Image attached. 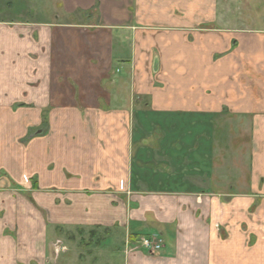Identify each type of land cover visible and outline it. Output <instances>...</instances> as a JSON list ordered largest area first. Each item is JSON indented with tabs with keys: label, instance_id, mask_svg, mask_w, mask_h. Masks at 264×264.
<instances>
[{
	"label": "crops",
	"instance_id": "1",
	"mask_svg": "<svg viewBox=\"0 0 264 264\" xmlns=\"http://www.w3.org/2000/svg\"><path fill=\"white\" fill-rule=\"evenodd\" d=\"M54 1L0 21V264L62 228L118 229L123 264H264V0Z\"/></svg>",
	"mask_w": 264,
	"mask_h": 264
},
{
	"label": "rangeland",
	"instance_id": "2",
	"mask_svg": "<svg viewBox=\"0 0 264 264\" xmlns=\"http://www.w3.org/2000/svg\"><path fill=\"white\" fill-rule=\"evenodd\" d=\"M263 5L264 2L258 6ZM57 6L63 8V3L60 6L54 0H0V21H48L54 19ZM248 7L246 5V9ZM244 12L257 15L255 11ZM56 230L51 231L47 239L46 264H123L118 252L125 237L118 229L109 233Z\"/></svg>",
	"mask_w": 264,
	"mask_h": 264
},
{
	"label": "built area",
	"instance_id": "3",
	"mask_svg": "<svg viewBox=\"0 0 264 264\" xmlns=\"http://www.w3.org/2000/svg\"><path fill=\"white\" fill-rule=\"evenodd\" d=\"M125 246L128 249H139L147 254H158L163 246V241L158 235L137 236L133 240L127 239ZM65 251V248H64Z\"/></svg>",
	"mask_w": 264,
	"mask_h": 264
}]
</instances>
